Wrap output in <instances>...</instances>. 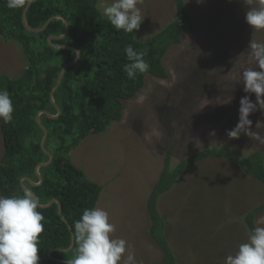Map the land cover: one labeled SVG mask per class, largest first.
I'll return each mask as SVG.
<instances>
[{
	"label": "rangeland",
	"instance_id": "obj_1",
	"mask_svg": "<svg viewBox=\"0 0 264 264\" xmlns=\"http://www.w3.org/2000/svg\"><path fill=\"white\" fill-rule=\"evenodd\" d=\"M183 1L196 29L184 32L164 56L169 78L147 75L140 92L125 102L123 118L90 133L68 154L101 185L96 208L109 214L115 226L112 238L127 241L135 264H157L164 255L149 233L147 199L171 142L177 139L171 167L204 148L239 157L257 149L264 152L256 139H230L226 134L236 126L240 99L246 95L242 72L256 67L248 61V44L263 43L264 30L245 23L242 0ZM112 2L98 1L102 17V6ZM137 6L145 18L136 39L143 43L177 15V0H139ZM25 66L20 45L0 35V73L17 77ZM249 118L253 131L264 135V112ZM2 155L0 131V160ZM263 199V183L235 160L211 157L186 168L157 203L177 264H224L227 255L247 242L246 213ZM255 224L264 226V210L255 216Z\"/></svg>",
	"mask_w": 264,
	"mask_h": 264
},
{
	"label": "trees",
	"instance_id": "obj_2",
	"mask_svg": "<svg viewBox=\"0 0 264 264\" xmlns=\"http://www.w3.org/2000/svg\"><path fill=\"white\" fill-rule=\"evenodd\" d=\"M98 1L33 0L25 15L28 28L24 22L25 9H9L6 0H0V35L18 43L26 59L19 76L0 73V89L8 90L14 107L13 120L8 124L0 121L3 138L0 194L19 196L27 189L39 197L43 206L38 210L45 217L39 264H66L67 259L75 256V244L70 247L74 222L85 209L96 208L102 191L99 183L90 180L71 162L70 151L90 133L102 132L111 121L122 119L125 102L140 92L147 75L168 79L164 56L173 44L182 41L184 32L196 29L184 1L177 0L176 17L149 41L139 42L135 31L124 33L114 29L101 16ZM64 20L68 24L67 33ZM129 44L144 51V59L150 65L148 72L138 74L135 79H129L123 71V65L128 63L124 48ZM77 49L78 57L74 55ZM44 128L47 135L42 144ZM176 140L167 147L164 168L147 199L149 233L164 253L157 264H177L157 203L186 168L200 160L222 156L235 160L264 185L262 149L239 157L221 148H204L171 167ZM50 154L53 156L50 162L38 167L49 161ZM52 199L56 201L47 205ZM263 210L264 199L247 211L250 231L256 227L255 216ZM60 248L72 251L65 254Z\"/></svg>",
	"mask_w": 264,
	"mask_h": 264
},
{
	"label": "clouds",
	"instance_id": "obj_3",
	"mask_svg": "<svg viewBox=\"0 0 264 264\" xmlns=\"http://www.w3.org/2000/svg\"><path fill=\"white\" fill-rule=\"evenodd\" d=\"M33 0H6L9 9H25ZM204 0H197L203 3ZM139 0H113L102 6V15L117 31L133 33L140 29L144 20ZM245 5L244 20L252 30H264V0H242ZM128 63L123 71L129 79L149 71L144 51L124 48ZM78 56V53H74ZM249 63L255 68L242 72L241 84L246 93L240 99L239 118L236 126L227 131L230 139L247 135L264 144V135L253 131L250 115L264 112V43L250 41L247 47ZM255 96V101L252 96ZM13 101L7 89H0V121L5 124L13 120ZM258 124V123H257ZM42 207L39 197L25 189L19 196L0 195V264H39V242L44 232L45 217L38 209ZM75 256L66 264H135L134 254L127 241L112 238L115 226L109 214L101 208L85 209L73 225ZM65 254L71 248H60ZM127 255L125 256V254ZM224 264H264V226L254 227L247 242L241 243L234 255L224 258Z\"/></svg>",
	"mask_w": 264,
	"mask_h": 264
},
{
	"label": "water",
	"instance_id": "obj_4",
	"mask_svg": "<svg viewBox=\"0 0 264 264\" xmlns=\"http://www.w3.org/2000/svg\"><path fill=\"white\" fill-rule=\"evenodd\" d=\"M26 12H27V7L25 8V10H24V22H25V24L27 25V22H26V17H25V15H26ZM59 17V16H58ZM52 19V18H51ZM51 19H49L46 23H45V25L42 27V28H40V30L41 29H43L47 24H48V22L51 20ZM64 22L66 23V27H67V30H66V33H67V31H68V24H67V22H66V20H64ZM27 27H28V25H27ZM29 28V27H28ZM30 29H33V30H39V29H35V28H30ZM65 33V34H66ZM64 34V35H65ZM61 36H63V35H61ZM60 36V37H61ZM77 53L78 54H80V51L77 49ZM79 56V55H78ZM77 56V57H78ZM76 57V58H77ZM76 60V59H75ZM69 64H67V65H65L64 67H63V69H62V71L60 72V74H59V78H58V82H57V85H59V82H60V79H61V77H62V74H63V71L65 70V68L68 66ZM57 85H56V87H57ZM40 112L38 113V115H37V120L38 121H40ZM55 116H57V115H55ZM46 135H47V130L44 128V137H43V140H42V144L45 142V139H46ZM52 155L50 154V159H49V161L48 162H43V163H40L39 165H38V167L39 166H41V165H45V164H47V163H49L50 162V160L52 159ZM38 175H40V173L38 172ZM53 201H56L55 199H52L47 205H49V204H51ZM43 206V205H42ZM59 213H61V205L59 204ZM74 245V240H73V238H72V243H71V246L70 247H72Z\"/></svg>",
	"mask_w": 264,
	"mask_h": 264
}]
</instances>
